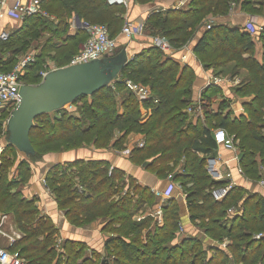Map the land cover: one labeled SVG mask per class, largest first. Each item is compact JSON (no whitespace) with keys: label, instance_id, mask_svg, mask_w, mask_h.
<instances>
[{"label":"trees","instance_id":"obj_1","mask_svg":"<svg viewBox=\"0 0 264 264\" xmlns=\"http://www.w3.org/2000/svg\"><path fill=\"white\" fill-rule=\"evenodd\" d=\"M136 1L145 3L149 0ZM237 1L192 0L187 10L152 15L148 25L153 33H159L170 45L181 47L194 37L203 25L204 17L226 15L231 3ZM241 4L245 12L257 14L264 6V0H242ZM41 8L45 15L26 17L18 30L10 34L6 41L0 42V50L9 49L12 54V57L0 63V70L8 71L22 49L30 47L44 34L49 35L41 51L34 55L33 62L27 66L22 78L24 84L39 83V72L51 53H54L56 62L64 60L67 63L82 46L88 36L85 29L76 27L74 36L66 34L74 17L87 24H105L109 34L114 37L121 31L126 11L123 5L109 4L107 0H41ZM259 38L264 50V27ZM252 48L253 41L248 33L229 29L223 24L211 25L193 48L202 62L219 65L234 59L237 68L243 67L249 71L250 80L235 89L242 93H254L251 100L243 103L246 116H223L224 103H221V110L214 112L209 103L220 89L210 85L202 93L204 121L186 127V115L182 109L191 99L192 70L172 59L161 62V51L157 47H150L128 61L114 82L90 95V101L86 99L87 95L77 98L82 100L75 110L78 115L65 110L52 123L49 122L46 138L44 131L36 132L39 137L36 143L32 136L35 130H43L45 124L34 123L29 135L35 149V154L29 158L35 161L41 154L38 147L53 149L61 143L60 139L67 140L69 145L76 148L82 145L81 142L88 141L98 149L109 146L121 149L129 133H142L145 145L133 149L132 160L141 163L152 158L150 168L160 177L167 176L183 161L181 172L176 173L173 179L179 182L185 194L190 220L213 239L229 238L231 244L227 251L215 249L208 256L202 241L196 237H187L178 244H172L181 221L179 203L175 197L169 198L163 205V224L147 226L143 230V223L147 224L151 219L136 222L132 217L146 205L153 204V193L130 178L126 192L122 194L125 184L123 173L113 168L109 174L110 164L101 160L55 164L47 170L45 181L58 207L65 210L66 217L72 223L82 225L97 218L107 219L103 230L109 232L110 236L105 240V254L102 257L99 254L87 256L85 245L69 240L62 242L61 250L54 248L57 228L50 218L39 215L38 207L34 205L35 199L26 200L19 192L13 194L18 200H14L11 206H16L15 224L26 231V236L15 241L11 249L19 248L20 256L30 264H100L110 257L112 264H264V237L258 240L253 238L254 234L264 232V196L250 194L236 186L224 199L217 201L211 191L225 181L214 180L206 169V157L217 146L211 130L220 127L235 136L241 153L239 165L244 175L257 181L264 171V51L259 63L251 56ZM209 50L215 55L206 57L205 53ZM244 53H248V56L243 57ZM62 65L64 63L57 66ZM126 79L149 86L153 97L139 102L132 93L125 92L122 99H117L116 96L126 89ZM143 108L150 110L144 121L141 116ZM87 119L90 122L85 124ZM117 125L121 135L111 140L110 131ZM2 132L0 123V134ZM10 147L14 148L12 145L5 148ZM12 166V158L2 153L0 182L7 177ZM70 171H73L72 175ZM14 176L25 183L30 177L29 166L21 163ZM120 191L119 198L115 199L114 196ZM4 204H7L5 197L0 199V207ZM236 204L242 207V211L229 218L227 210ZM29 222L35 225L28 231ZM31 238H42L39 248L24 243ZM36 251L40 255L33 257Z\"/></svg>","mask_w":264,"mask_h":264},{"label":"crops","instance_id":"obj_2","mask_svg":"<svg viewBox=\"0 0 264 264\" xmlns=\"http://www.w3.org/2000/svg\"><path fill=\"white\" fill-rule=\"evenodd\" d=\"M13 1L14 0H7L5 5H3L4 9L6 10L10 8L13 5ZM191 1L192 0H149L145 3H139L136 0H125V4H116L123 5L126 8L125 13L123 14V23L121 26H123L125 23H130L133 27L140 26V31L133 34L130 39L123 37L119 32L117 34L118 47L125 48L129 61L135 55H140L150 47H155L152 39L155 36L161 35L159 33L152 32V28L148 25L149 18L154 14L164 13L166 11H175L178 9L187 10ZM206 17H212V26L223 24L227 25L229 29L245 33L246 31L240 28L245 27V24L247 20H249V18L253 19V22L256 26L264 27V6L260 8L257 14L248 13L241 9L235 8L229 14L223 16L214 17L212 15H207ZM23 22V19L4 15V17L0 18V32L4 30L10 35L14 31L18 30L23 25ZM75 23L76 20L74 17L73 20L70 21V27L66 32L67 35L74 36L76 34L77 26L73 25ZM207 30L208 29L206 28V26L201 25V27H199L196 31L194 37L192 39H189L181 47H173L168 41V50L162 51L159 49L162 54L161 62L166 59H172L178 62L180 65H185L192 70L193 82L190 100H196L199 98L201 99L202 93L205 91V89H207V87L210 85H215L218 87V89H220V91L216 94L217 98L211 99L209 107L214 112H217L221 110V103H224L223 105H225V108L222 107L223 116L229 115L231 118H237L241 115L246 116L243 103L251 100L254 97V93H242L236 91L235 89L239 85L246 84L250 80L249 71L243 67L237 68V61L234 59L226 61L225 63L219 65L202 62L197 53H194L193 51L195 44L197 43L201 35ZM260 32L261 31L254 34L252 37L253 48L251 52V56L255 58L259 63L262 62L264 51L262 42L259 38ZM44 36L46 35L44 34ZM45 41L46 39L35 40L31 44L30 47H32L31 52H33V55L38 54L41 51ZM80 48L81 47H79V49ZM211 53L213 52L209 50L205 53V56L211 57L215 55ZM242 56L247 57L248 53H244L242 54ZM6 58L7 55H4L0 51V63ZM55 68H58V66L56 64H53V66L50 67V70ZM215 76L221 79V82L219 84L212 83L211 77ZM238 80L241 82L238 83ZM235 83H237L238 85L236 86ZM144 86L149 88V86L147 85ZM125 92L131 93V91L126 88L124 92L119 94V99ZM182 111L186 115V127L188 125H193L196 122H203L205 119L204 112L201 117H198V121L193 122L191 117L185 112V108H183ZM149 114L150 110L143 108L141 111L142 121L146 120ZM142 138L145 139L142 133H129L124 143V147L121 149H115L113 146H109L107 149H97L92 145V148L89 149L79 147L76 150L72 151L50 153L46 156L48 160L46 159L42 165V178L45 176L47 170L55 164H64L77 160L105 161L110 164L109 168L113 167L123 173L125 181L123 192H126L129 179L133 178L139 185L149 188L153 193V204L146 205L143 209L139 210V212L136 213L138 218L141 217V219H143L145 215L148 214L149 211L154 209L160 201L163 200L165 203L169 198L175 196L179 203L180 215L184 223L186 233L195 232L198 233L201 237L204 236V233L199 230V227L197 225H192L189 222L188 215L185 212L184 208V193H182L179 182L173 178H168V175L165 177H160L154 170H152L150 168L152 158H148L141 163H136L132 160L131 155L134 149L133 147L136 146V140ZM127 148L133 149L129 154L123 153L122 151ZM238 152L240 155L241 153L239 150ZM232 155L233 153L231 151L225 150L217 145L216 148L211 150V152L206 157V169L208 170L210 163L219 164L220 161H225L226 164L220 165L221 171L225 172L227 168L234 170L236 163L235 161H232ZM259 158L260 157L257 154V161H259ZM182 163L183 161H181L172 172H174L175 174L178 173V170L181 168ZM261 179H264V171L261 175V178L257 181H252L244 174H235L234 176L236 185L244 188L250 194L256 193L263 196L264 189L259 185V181ZM218 181H224V179ZM41 195L43 197L42 203H39L38 206L39 210L41 211V214L47 216L53 222L58 230L56 233V237L58 240H60L61 243L63 241L69 240L83 244L86 246V253L89 257H92L93 255L95 256V254H99L102 257L105 254L104 243L105 240L110 236L109 232H105L103 230L107 219L97 218L90 223L82 225L72 223L66 217L65 210H62L58 207L54 197H51L48 192L41 193ZM114 197L117 198L116 196ZM184 238H187L185 234L175 233L172 244H178ZM212 251L213 250L207 251V255L210 256L212 254ZM109 259L112 258L110 257ZM103 262H101L100 264H102Z\"/></svg>","mask_w":264,"mask_h":264},{"label":"built area","instance_id":"obj_3","mask_svg":"<svg viewBox=\"0 0 264 264\" xmlns=\"http://www.w3.org/2000/svg\"><path fill=\"white\" fill-rule=\"evenodd\" d=\"M7 0H0V18L4 17V15H8L18 19H25L26 17L34 16V15H43L45 14L41 8V0H14L13 5L8 8L4 9L3 5H5ZM109 4H125V0H108ZM76 20V17H75ZM77 27H81L85 29L88 33V36L84 43L82 44L81 48L69 59L66 65H74L79 63L88 62L94 59H99L105 56H109L113 54L114 51L118 48V37L111 36L109 34L108 27L105 24H87L84 22H76L73 24ZM210 24L206 25V28H210ZM245 26L247 27V32L249 34H256L262 30L263 27L256 26L255 23L251 22L246 23ZM140 31V26L133 27L130 23H125L120 31V35L123 37L130 39L133 34L138 33ZM9 37V33L6 31L0 32V41H6ZM152 42L155 47L162 51H166L169 49L168 41L161 37L155 36L152 39ZM34 60V55L29 53L24 55L21 59L17 61V64L14 66L13 69L8 71L0 70V113L3 112L5 109L10 111V108H14L20 100L19 96V89L21 85L24 83L21 80V76L24 75L26 68L29 64H31ZM48 69H42L39 72L41 80L45 77V75L49 72ZM211 81L214 84H219L221 79L219 77H211ZM126 88L131 91V93L135 96V98L139 102H143L145 100L151 99L153 96L151 91L148 87L140 83H135L132 80L126 79L125 80ZM157 102V100H154ZM185 112L191 117L194 121H198V117H201L204 114V102L202 98L196 100H190V102L185 107ZM211 135L216 145L222 147L225 150L231 151L232 161H235L236 166L234 170L226 169L225 172H222L220 169V165L226 164L225 161H220L219 164L213 163L209 164L208 173L214 180H222L224 179L225 183L221 186L214 187L211 191L212 196L215 200L221 201L226 197L229 191L238 186L234 181V176L236 175H243L242 168L239 165L240 155L237 148V140L234 135H230L227 131L223 128H214L211 130ZM145 145V139H138L136 140V146L133 148H142ZM133 148L124 149L122 152L125 154H129ZM113 167H110L108 173L110 174ZM181 172V168L178 170V173ZM175 176L174 173H169L168 178H173ZM259 185L264 189V179L259 181ZM125 194V191L122 193ZM264 196V194H263ZM175 197V196H174ZM176 198V197H175ZM183 198L185 201V212L188 215L189 222L192 225L194 224L189 217L188 208L185 200V194H183ZM163 205L164 201H160L157 206L148 212L145 216H151L154 219L155 224L161 226L163 224ZM242 211V207L238 204L232 205L227 210V215L229 218L233 217L234 215L240 214ZM181 216V215H180ZM4 217H0V235H6L5 232L2 230V226L4 223ZM139 221L141 217L137 218ZM189 223V224H190ZM198 226V225H197ZM199 227V226H198ZM184 227V223L181 221L178 223V229L175 233L177 234H185L187 237H196L202 241L203 247L206 251L215 250V249H222L227 251V247L231 244V240L223 238L222 240H215L209 237L204 230L199 227V230L204 233V236H200L198 233H186ZM264 237L263 232H259L253 235V238L258 240ZM11 240L13 237H9ZM60 243V240H58ZM212 251V252H213ZM104 258V257H103ZM104 262L102 264H112V259L106 258L103 259ZM0 264H30L29 262L25 261L19 254L18 251L11 249V244L8 246L0 245ZM232 264H242V263H232ZM257 264H261L260 262Z\"/></svg>","mask_w":264,"mask_h":264},{"label":"water","instance_id":"obj_4","mask_svg":"<svg viewBox=\"0 0 264 264\" xmlns=\"http://www.w3.org/2000/svg\"><path fill=\"white\" fill-rule=\"evenodd\" d=\"M76 22L79 19L76 17ZM125 48L88 62L50 70L38 84H23L19 103L6 121L5 145H12L25 157L35 154L30 141L34 120L45 113L70 106L83 95H92L114 82L128 63Z\"/></svg>","mask_w":264,"mask_h":264},{"label":"rangeland","instance_id":"obj_5","mask_svg":"<svg viewBox=\"0 0 264 264\" xmlns=\"http://www.w3.org/2000/svg\"><path fill=\"white\" fill-rule=\"evenodd\" d=\"M241 3H242V0H238L235 3L234 2L231 3V5L229 7V11L227 12V14H229L235 8H238V9H241L242 10V4ZM44 13H45V11H44ZM203 19L204 20H202V21H203V25L204 26H206L207 24H210L211 25V22H212L211 19H212V17H210V18L204 17ZM249 22H251L253 24V19L252 18H249V20H247L246 23H249ZM208 29H210V28H208ZM240 29L245 30L246 33H248L247 30H246L247 29L246 26L243 27V28H240ZM45 35L46 36H42V38L40 40H44L47 37H49V35L47 33ZM249 35L251 36V38L253 37V34H249ZM231 44L232 43H228L227 45H231ZM31 48L32 47H28L26 49H22V51H20L18 53L17 57H15L16 60H15V62H13V64H12L13 66H12L11 69L14 68V66L17 64V61L19 59H21L24 55L29 54V53L33 54V52H31ZM0 51L4 55H7V57H12V54H11V52H10L9 49H4V50H0ZM49 56H50V58L47 56L46 59H45V63H44V68L45 69L50 70V67H52L53 64L58 65V64H63L64 63V65H62V66H65L66 65V63H65L66 61H64V60H60V61L56 62L55 59H54L55 58L54 57V53H51ZM24 75H25V73H24ZM24 75L21 76V80L24 77ZM22 82L24 83L23 80H22ZM40 82H41V79H40L39 83ZM237 82L239 83L241 81L238 80ZM235 84H236V86L238 85L237 83H235ZM116 98L119 99V95H117ZM214 98H217V95ZM86 99L88 101H90L91 98H90L89 95H87L86 96ZM81 101L82 100H80V99L78 100L77 99L70 106L65 107V108H62V109H59L58 110L59 113H57V111L56 112L54 111V112L48 113L45 116H42V117H39V118L35 119L34 120V123L35 124L38 125V124L44 123L45 124V128L43 130H38V131L35 130V132H34L35 135L32 136L33 142L36 143L37 141H39V139H38L39 137L36 136V132H37V134H39V133H42L44 131V134L43 135H44V138H46L48 136V133H49L48 125L50 123H52V121H54V119L56 117H58L60 114H62L65 110L73 111L74 114H77L75 110H76V107H78L80 105ZM12 110H13V108L12 109L10 108V111L7 110V109H5L3 111L4 113H0V123L3 126V132L0 134V156H1L2 153H6L13 160V166L9 169V172H8L7 177L0 182V199H2L3 197H5V201L7 203V204H4L3 206L0 207V217L3 216L5 218L4 219L3 226H2V230L5 232L6 235H0V245H3V246H8L10 244L12 246L15 243V241H19L20 239H22L23 235H24V237L26 236V231L25 230L22 231L15 224L16 213L14 212V207H16V206H11V203L14 200H18V198H16L13 194L19 192L20 193V196L23 197V198H25L26 200H33V199H35V204L34 205L36 207L39 206V203H42V197L43 196L41 195V193H44V192L47 193L48 192V194L51 197H54V195L51 193L50 189L48 188V186L46 184L45 176L42 178V175H41L42 174L41 169H43L42 168V165H43L44 161L47 159L46 156L48 154H50V153L72 151V150H76L77 148H79V147H77V148L76 147H72L71 145H69V143H67V140L60 139L59 141L61 143L58 144V147L59 148L58 147H55L53 149H49V148L48 149H44V148L38 147V150L41 152V154H40V158L38 160H35V161L34 160H31V158H29V157H25L22 153L18 152L16 150V148H12V147H10L11 149L5 148L6 145L4 144V142H5V139H6V136H7V132H6V121H7V119H8V117H9V115H10V113H11ZM86 121L87 122H85V124L88 123V122H90V120H88V119ZM45 129H46V131H45ZM110 133H111V136H112L110 138L111 140L112 139L119 138L120 135H121V133H120V128L118 127V125L117 126H113L112 130L110 131ZM70 140H72V139L70 138ZM111 140H109V141H111ZM81 144L82 145L80 147H83L85 149L92 148V145H93V144H89L88 141H83V142H81ZM107 148L108 147H103V148H100V149H107ZM58 149H60V150H58ZM21 163H25L26 166H29L30 177L27 179V181L25 183L19 182L18 179H15V176H14L15 171H16V168H18ZM72 172L73 171H70L69 172L70 175H72ZM170 173H174V172H170ZM36 191H38V192H36ZM182 193H183V191H182ZM118 194H121V191H120V193H117V196H116L117 198H119ZM117 198H115V199H117ZM38 210H39V207H38ZM39 212H40L39 215L42 216L43 214H41V211L40 210H39ZM142 215H144V214H142ZM137 218H138V216L135 213L133 215V217H132V220L133 221L142 222V221H147V219H149V218L151 219V222L149 221L147 224L143 223V226H142V229L143 230L147 226L148 227H151L153 225H157V224H155L154 219L151 216H145L143 218L144 220L141 219L142 221H139ZM34 225H35V223L29 222L28 223V226H27L28 231ZM10 236L13 237L12 240L9 238ZM174 237H175V235H174ZM224 238H226V237H224ZM41 239L42 238H38V239L31 238L30 240H28V241H26L24 243L26 245H32L33 244L37 248H39L40 245H41V243H42ZM54 240H55V241H53L54 248L58 247V249L61 250L62 243L61 242L58 243L57 237H54ZM18 249H16V250L19 251ZM38 255H40V252L39 251H36V252H34L33 257H37ZM23 259L25 261H27L25 258H23ZM50 264H51V262H50Z\"/></svg>","mask_w":264,"mask_h":264}]
</instances>
